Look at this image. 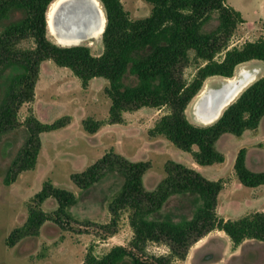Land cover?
<instances>
[{"label":"trees","instance_id":"16d2710c","mask_svg":"<svg viewBox=\"0 0 264 264\" xmlns=\"http://www.w3.org/2000/svg\"><path fill=\"white\" fill-rule=\"evenodd\" d=\"M56 0H0V137L23 131L26 139L7 168L4 183L11 185L17 177L35 168L40 151L39 136L67 127L69 117L43 124L29 111L21 122L18 112L34 101L39 65L52 61L69 69L87 88L95 78L108 81L105 94L110 100L107 124H123L125 113L142 108L165 109L153 128L152 137L160 136L177 149L191 155L199 166L222 164L224 156L215 144L224 134L240 137L254 131L264 117V73L245 88L210 125L191 123L185 111L213 77L231 79L237 67L251 61L264 65V40L230 47L237 28L244 24L242 14L226 0H141L151 6L147 18L131 20L120 0H97L105 16L102 53L92 54L87 46L62 47L50 39L47 12ZM216 17V26L209 29ZM23 42L30 45L22 47ZM193 53L200 62L191 80L183 70ZM103 122L91 118L82 121L88 134H96ZM246 151H238L233 171L246 188L264 186V172L246 167ZM149 163H130L113 150L71 180L79 190H88L104 177L115 174L122 183L109 204V223L101 225L109 236L117 233L120 213L128 214L132 238L128 247L115 246L101 257L87 250L80 264H174L185 260L189 249L212 231L224 233L233 248L246 240L264 243V210L246 214L236 220L220 218L216 213L217 197L224 183L209 181L180 164L168 161L165 178L153 192H146L142 177ZM174 197L188 200L192 212L175 220L164 207ZM52 198L58 203L56 214L67 216V209L77 204V197L65 190L43 184L30 207L26 223L14 229L7 246L13 247L25 236L37 235L50 217L40 210ZM164 246L166 255H149V245Z\"/></svg>","mask_w":264,"mask_h":264},{"label":"rangeland","instance_id":"374dc122","mask_svg":"<svg viewBox=\"0 0 264 264\" xmlns=\"http://www.w3.org/2000/svg\"><path fill=\"white\" fill-rule=\"evenodd\" d=\"M120 2L133 21L147 18L150 14L151 6L141 0ZM226 4L239 11L245 20L244 24L235 29L229 42L230 47L264 40V0H226ZM48 14L49 10L47 23L50 39L56 43ZM215 19L214 16L209 29L216 26ZM29 45V42L21 44L22 47ZM79 45L89 47L95 56L100 55L103 50L101 38H90ZM199 64L200 62H194L193 53L190 52L189 62L183 70L186 80L192 79ZM243 69L258 70L254 81L264 73L261 62L251 61L237 67L233 77ZM38 75L34 101L20 108L19 120L22 122L31 111L43 124H52L63 117H69L70 123L63 129L39 136L40 151L35 168L20 174L9 186L4 183L7 168L19 153L26 136L19 130L0 137V264H79L90 247L98 257L106 254L112 247H128L132 237L125 211L120 213L115 235L109 236L100 228L110 221L108 207L119 192L121 178L110 174L88 190H79L71 180L73 174L84 172L110 150L130 163L150 164L142 177V186L146 192L155 191L165 178L164 167L168 161L192 169L204 179H223L225 184L230 185L236 179L233 171L236 155L239 150L245 149L246 167L252 172H264V118L256 134L245 131L240 137L222 135L216 142L215 149L224 156V162L221 165L203 167L197 165L190 154L177 149L163 137L149 135L155 122L166 112L165 109L142 108L125 113L123 124L109 125L107 119L110 100L105 94V88L109 85L107 80L95 78L87 88H82L81 82L69 69L57 67L50 60L39 65ZM225 80L220 77L209 78L203 88L205 85L218 88ZM193 101L185 111L187 119L195 125H210L201 123L195 117ZM88 118L103 122L96 134L91 135L83 130L82 121ZM254 136L258 137L255 141ZM45 182L75 195L77 204L67 209L65 216L55 213L58 203L54 199H46L40 210L50 220L39 228L37 235L25 236L15 246L8 247L10 233L26 223L30 207L35 208L32 199L42 190ZM245 191L252 190L242 186L237 179L235 186L221 191L217 197V214L236 220L248 212H260L264 207V192H261L264 191V186L252 194L258 195L253 200L248 198ZM163 211L179 220L191 214L192 206L188 200L174 197ZM230 244L226 235H213L208 244V253H198L192 264H264V243L249 240L236 253ZM147 249L149 255L168 253L164 246L157 249L156 245L151 244Z\"/></svg>","mask_w":264,"mask_h":264},{"label":"bare ground","instance_id":"6f19581e","mask_svg":"<svg viewBox=\"0 0 264 264\" xmlns=\"http://www.w3.org/2000/svg\"><path fill=\"white\" fill-rule=\"evenodd\" d=\"M65 3L68 5L61 7ZM48 15L51 33L60 46H76L91 37L97 38V35L100 39L105 28V16L97 0H56L49 8ZM56 15L57 26L54 27ZM257 73L256 69H243L218 88L205 85L192 104L198 121L214 123L224 109L254 82Z\"/></svg>","mask_w":264,"mask_h":264},{"label":"crops","instance_id":"0c3cea01","mask_svg":"<svg viewBox=\"0 0 264 264\" xmlns=\"http://www.w3.org/2000/svg\"><path fill=\"white\" fill-rule=\"evenodd\" d=\"M55 3V2H54ZM52 7V6H51ZM102 37V36H101ZM96 40H99V39H96ZM56 42V41H55ZM56 44H57V42H56ZM264 118V117H263ZM262 118V119H263ZM261 122V121H260ZM260 125V124H259ZM258 130H259V126H258V128L256 129V130H254L253 132H255L254 134H256L257 132H258ZM256 139H258V137H256V136H254V141L256 140ZM253 141V142H254ZM221 165V164H220ZM208 180V179H207ZM219 180H221V181H223V179H219ZM209 181H218V180H209ZM224 183V182H223ZM236 185V179L234 178L231 182H230V185H227V184H225L224 183V186H223V189H222V191L224 190V191H226V190H228L229 188H231L232 186H235ZM261 188V186H259V187H257V188H249L250 190H252V191H245V193H247L246 195H249V197L248 198H251L252 200H253V198H257L258 197V195L256 194V195H254V196H252V194H254V192L256 191V190H259ZM261 192H264V191H261ZM230 195H231V192H230ZM264 210V207L263 208H261V210H260V212L261 211H263ZM253 212H259L258 210H255V211H252V213ZM216 213H217V207H216ZM246 214H249V212L248 213H246ZM246 214H244V215H246ZM218 215V214H217ZM243 215V216H244ZM219 216V215H218ZM220 218H223V219H229L228 217H222V216H219ZM130 230H131V228H130ZM224 234V233H222V232H219V231H212V232H210L207 236H205L204 238H202L201 240H199L198 242H196L190 249H189V251H188V254H187V256H186V258H185V260H183V261H175V263L174 264H192V262H193V259L197 256V254L198 253H205V252H207L208 250H209V247L210 246H208V244H209V242H210V239H211V237L213 236V235H217L218 236V234ZM225 235V234H224ZM131 237H132V231H131ZM247 242H249V240H246L245 242H243L239 247H237V248H233L232 247V244H230L229 246H231V248L234 250V253H236L237 252V250H238V248H241L245 243H247ZM208 246V247H207ZM156 248L157 249H159V246H156ZM208 253V252H207ZM80 263H82V261L80 262ZM79 263V264H80Z\"/></svg>","mask_w":264,"mask_h":264},{"label":"water","instance_id":"95a60500","mask_svg":"<svg viewBox=\"0 0 264 264\" xmlns=\"http://www.w3.org/2000/svg\"><path fill=\"white\" fill-rule=\"evenodd\" d=\"M67 5H68V3H65V4H63L61 7H63V6L65 7V6H67ZM54 18H55V22L53 23V25H54V27H55V26H57V22H56L57 15H56ZM62 18H63V17H62ZM65 18H66V17H65ZM105 21H106V20H105ZM198 95H199V94H198ZM198 95H197V96H198ZM197 96H196V97H197Z\"/></svg>","mask_w":264,"mask_h":264},{"label":"flooded vegetation","instance_id":"af4514ba","mask_svg":"<svg viewBox=\"0 0 264 264\" xmlns=\"http://www.w3.org/2000/svg\"><path fill=\"white\" fill-rule=\"evenodd\" d=\"M91 38H93L94 40L99 39V35H97V38H96V36L91 37Z\"/></svg>","mask_w":264,"mask_h":264}]
</instances>
